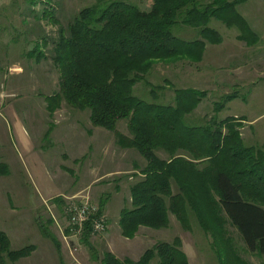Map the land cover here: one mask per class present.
<instances>
[{"label":"trees","instance_id":"16d2710c","mask_svg":"<svg viewBox=\"0 0 264 264\" xmlns=\"http://www.w3.org/2000/svg\"><path fill=\"white\" fill-rule=\"evenodd\" d=\"M245 1L152 0L150 8L143 9L132 0H96L67 28L60 26L52 59L61 77L51 100L64 97L75 108L89 109L93 125L114 131L122 147L135 148L146 160L143 178L131 185L130 205L120 210L123 236L133 237L141 225L167 227L169 213L188 229L193 214L220 264H249L228 236V224L236 228L247 251L264 252V150L245 143L235 117H217L223 101L214 103L216 113L206 123H187L186 115L206 91L174 88L170 104L146 101L134 92L157 61H200L207 42L221 43L222 34L210 25L213 19L238 27V37L248 43L254 40L256 33L237 8ZM43 16L57 23L47 7ZM177 24L197 28L200 37L180 38L172 31ZM43 56L39 50L37 57ZM120 119H127L129 135L117 129ZM8 172L0 160V174ZM106 202L101 198L100 214ZM92 230L89 220L80 239L92 258L101 264H127L109 250L101 257L91 242ZM35 249L34 244L12 249L10 236L0 226V264L17 262ZM156 257L158 264H189L180 238L159 242L133 263L150 264Z\"/></svg>","mask_w":264,"mask_h":264},{"label":"rangeland","instance_id":"374dc122","mask_svg":"<svg viewBox=\"0 0 264 264\" xmlns=\"http://www.w3.org/2000/svg\"><path fill=\"white\" fill-rule=\"evenodd\" d=\"M95 1L51 0L49 4L43 0H0V160L9 169L7 175L0 174V226L8 232L12 249L36 246L30 255L14 263L7 259V264H101L100 259L92 258L81 238L67 232L68 223L59 208L50 207L57 203L61 209L67 201L65 195L75 193L88 194L98 206L101 198L107 199L103 210L107 228L91 236L101 257L109 250L121 260L127 259V264H134L148 248L180 238L189 264H220L210 237L193 214L188 229L175 214L169 213L167 227L141 225L133 237L123 236L120 210L130 205L132 183L143 178L145 158L135 148L122 147L114 131L93 125L89 109L75 108L64 97L51 100L59 92L61 77L52 59L60 26L67 28L82 8ZM132 1L143 9L152 4V0ZM253 1L238 4V10L247 16V11H253L250 5L257 7ZM46 7L57 23L43 16ZM248 13L253 16L249 17L251 21L261 15ZM212 21V27L222 34L223 40L226 38L225 42H207L200 61H157L146 80L134 86V92L146 101L170 104L174 102V88L206 91L197 107L186 115L187 123H206L216 113L214 103L223 101L224 108L217 117H235L245 143L255 145L259 141L255 146L261 147L257 128L245 121L246 116L262 110L264 101L249 104V87L232 84L236 73L241 79L254 77L242 65L232 71L246 52L245 44L231 41L239 38L241 32L238 27ZM172 31L185 40L200 37L197 28L184 24L174 25ZM39 50L44 52L42 58L37 57ZM230 53L240 58L230 57ZM151 87L156 88V93L151 92ZM258 87L264 93V80ZM233 93L237 96L226 99ZM260 124H264V119ZM117 129L129 135L127 119H120ZM158 154L167 157L163 150ZM60 190L65 193L59 194ZM227 231L242 258L249 264H264L262 253L245 249L236 228L228 224ZM150 264H158V258Z\"/></svg>","mask_w":264,"mask_h":264},{"label":"crops","instance_id":"0c3cea01","mask_svg":"<svg viewBox=\"0 0 264 264\" xmlns=\"http://www.w3.org/2000/svg\"><path fill=\"white\" fill-rule=\"evenodd\" d=\"M248 1H250V0H248ZM251 1H253V0H251ZM254 1L253 2L255 4V6H257V7L250 5V8H252L253 11H247V12L245 11L247 16L243 15L241 12L240 13L244 16V18L247 20V22L250 25V27L252 28V30L256 33V38L254 40H252L250 43H248L245 40H240L239 38H237V36L235 37V39L231 40L232 42H235L237 45L245 44L244 48H245L246 52L244 53V55L242 57L243 59L239 60V62L236 65V68H235V66H233L234 69H232V71L239 69L242 65L243 67H246L245 71H248L254 77L253 78L252 77H244L241 79V78H239L240 76H237L238 73H236V76H235L236 80H234L232 82V84L233 85L245 84L243 87H249V89L247 88L248 94L246 97V101L249 104L254 103V102L255 103H263V101H264V93L259 92L260 89L258 87L259 83L264 80V17H263L264 16V12H263L264 11V0H254ZM247 2H245V3L247 4ZM248 12H253V13H255V15L260 13L261 15H257V16H260V18L257 20L255 19V20L251 21L252 18H249V17H253V16H252V14L250 15ZM212 23H213V21H211V23H210L211 26H212ZM225 40H226V38H224L222 43L225 42ZM210 44H212V43H210ZM236 51H237V49H236ZM230 57H233L236 59L240 58V57H238L237 54L233 55V53H230ZM159 68H161L160 65H159L158 69ZM188 69H190V66ZM200 70H201V67H200ZM184 72H187V69ZM216 75L221 76V74H216ZM230 76H233V75L230 74ZM212 80H216V79L213 77ZM263 108L264 107L261 108L262 110L259 111L258 114L253 113L251 117H247L245 115L246 116L245 122H248L250 124L249 126L251 128H257V130H256L257 132L256 131L255 132L257 135H259L260 142H261L260 144L262 145L261 147L264 149V124L258 125V123L264 119V109ZM258 142L256 144H258ZM252 145H254V144H252ZM62 193L64 194L65 192H62V190H60L59 194H62ZM75 194H72V195H75ZM72 195H65V197L72 196ZM64 205H65V203L62 205L61 209L57 203H53L50 207H51V209H52V207L59 208L60 213L62 212L63 217L67 222L65 212H64V209H65ZM104 209H105V207H104ZM106 212H107V214L109 213L107 211V207H106ZM10 216L13 218L14 215L12 212H11ZM108 216H109V214H108ZM108 229H109V227H108ZM3 230H5V229H3ZM147 230H150V229H147ZM147 232H149V231H147ZM107 236H108V231H107ZM108 239L110 240L111 238L108 237ZM262 254L264 255V252H262Z\"/></svg>","mask_w":264,"mask_h":264},{"label":"built area","instance_id":"2783aa9c","mask_svg":"<svg viewBox=\"0 0 264 264\" xmlns=\"http://www.w3.org/2000/svg\"><path fill=\"white\" fill-rule=\"evenodd\" d=\"M66 199L64 212L68 223L67 229L71 235L79 239L85 223L89 220H91L93 233L106 230V217L103 213H99V206L91 201L88 194L72 195L66 197ZM76 247L74 249H77Z\"/></svg>","mask_w":264,"mask_h":264}]
</instances>
